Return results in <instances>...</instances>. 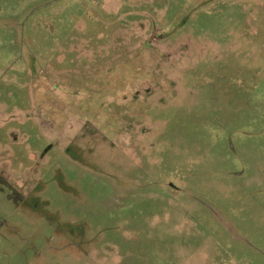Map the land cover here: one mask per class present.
<instances>
[{
  "label": "rangeland",
  "instance_id": "1",
  "mask_svg": "<svg viewBox=\"0 0 264 264\" xmlns=\"http://www.w3.org/2000/svg\"><path fill=\"white\" fill-rule=\"evenodd\" d=\"M0 264H264V2L0 0Z\"/></svg>",
  "mask_w": 264,
  "mask_h": 264
},
{
  "label": "built area",
  "instance_id": "2",
  "mask_svg": "<svg viewBox=\"0 0 264 264\" xmlns=\"http://www.w3.org/2000/svg\"><path fill=\"white\" fill-rule=\"evenodd\" d=\"M264 2V0H262Z\"/></svg>",
  "mask_w": 264,
  "mask_h": 264
}]
</instances>
